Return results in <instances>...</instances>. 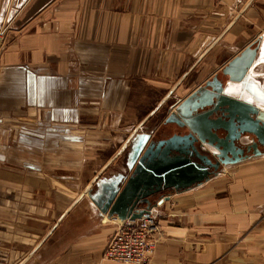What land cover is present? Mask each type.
Here are the masks:
<instances>
[{"label": "crops", "instance_id": "1", "mask_svg": "<svg viewBox=\"0 0 264 264\" xmlns=\"http://www.w3.org/2000/svg\"><path fill=\"white\" fill-rule=\"evenodd\" d=\"M14 1L0 0V264H127L105 257L121 219L88 190L129 174L138 127L168 135L175 106L248 46L242 96L264 93V0ZM235 168L229 188L221 173L157 205L149 264H264V156Z\"/></svg>", "mask_w": 264, "mask_h": 264}, {"label": "water", "instance_id": "2", "mask_svg": "<svg viewBox=\"0 0 264 264\" xmlns=\"http://www.w3.org/2000/svg\"><path fill=\"white\" fill-rule=\"evenodd\" d=\"M257 51L248 46L222 70L225 82L215 75L180 101L167 118L173 125L168 135L152 137L138 127L126 163L130 173L100 178L95 192L88 190L102 212L122 220L140 218L171 192L189 190L224 167L264 156V109L255 102L264 93L250 89L255 96H242ZM233 83L241 84L239 95L228 92Z\"/></svg>", "mask_w": 264, "mask_h": 264}, {"label": "built area", "instance_id": "3", "mask_svg": "<svg viewBox=\"0 0 264 264\" xmlns=\"http://www.w3.org/2000/svg\"><path fill=\"white\" fill-rule=\"evenodd\" d=\"M5 30L4 21L0 22V44ZM261 36L264 40V31ZM156 207L140 218L118 221L117 230L105 250L107 259L127 264H149L152 261L162 231Z\"/></svg>", "mask_w": 264, "mask_h": 264}, {"label": "rangeland", "instance_id": "4", "mask_svg": "<svg viewBox=\"0 0 264 264\" xmlns=\"http://www.w3.org/2000/svg\"><path fill=\"white\" fill-rule=\"evenodd\" d=\"M15 1H20V0H15ZM15 1H14V3H13V9H19V8H21V7H16L15 6ZM6 15V9L4 10V15L2 16V20L4 21V26L7 28V22L3 19L4 18V16ZM6 31L7 30H5V34H4V39L2 40V44L5 42V39H6ZM236 167V165H233V166H229V167H224V168H222V170H221V172L219 173V174H221V173H223V174H221L220 176H225V181L226 182H228V188H229V185H231L232 183H235V180H236V178H235V176L233 177L231 174H232V171L234 170V169H236L235 168ZM224 170V171H223ZM218 174V175H219ZM217 175V176H218ZM235 178V179H234ZM257 181V180H256ZM229 193H228V191L226 190V191H224V193L222 194V195H220L221 197H224V196H227Z\"/></svg>", "mask_w": 264, "mask_h": 264}, {"label": "bare ground", "instance_id": "5", "mask_svg": "<svg viewBox=\"0 0 264 264\" xmlns=\"http://www.w3.org/2000/svg\"><path fill=\"white\" fill-rule=\"evenodd\" d=\"M232 86H233V85H231V87H232ZM231 87L228 89V92L231 93V94H234V93L232 92V90H233V88H235V87H234V86H233L232 88H231ZM234 95H237V94L235 93ZM119 221H120V220H119Z\"/></svg>", "mask_w": 264, "mask_h": 264}]
</instances>
